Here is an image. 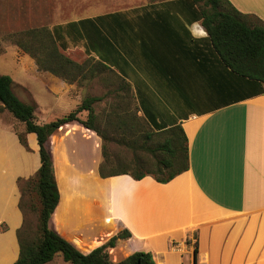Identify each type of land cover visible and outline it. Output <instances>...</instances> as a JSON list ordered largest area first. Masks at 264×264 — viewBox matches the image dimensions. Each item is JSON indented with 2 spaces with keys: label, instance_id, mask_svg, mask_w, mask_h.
I'll list each match as a JSON object with an SVG mask.
<instances>
[{
  "label": "crops",
  "instance_id": "obj_1",
  "mask_svg": "<svg viewBox=\"0 0 264 264\" xmlns=\"http://www.w3.org/2000/svg\"><path fill=\"white\" fill-rule=\"evenodd\" d=\"M168 1L175 4L155 11L157 26L152 31L131 22L138 33L136 41L117 37L118 43L110 49L120 66L136 67L138 82L146 85L136 87L120 73L142 114L167 128L183 126L190 167L167 183L152 176L103 179L108 187L96 202L106 210L102 226L121 224L101 240L127 228L132 237L119 240L111 250L122 242L130 244L123 253L150 249L156 264H264V83L239 76L223 64L194 5L187 0ZM229 1L242 13L264 21V0ZM118 14L96 15L90 25L113 27ZM79 47L102 59L92 46ZM147 99L154 104L142 107ZM168 115L172 121H167ZM70 125L71 133L83 126ZM17 131L0 117V264H14L20 255L18 231L25 214L19 179L30 178L41 166L37 135L27 134L26 148ZM58 179L61 199L50 227L71 237L88 234L92 225L98 230L92 214L77 219L71 203L60 210L63 201L76 193L69 191L68 197ZM54 259L47 264H56Z\"/></svg>",
  "mask_w": 264,
  "mask_h": 264
},
{
  "label": "rangeland",
  "instance_id": "obj_2",
  "mask_svg": "<svg viewBox=\"0 0 264 264\" xmlns=\"http://www.w3.org/2000/svg\"><path fill=\"white\" fill-rule=\"evenodd\" d=\"M171 4L175 3L168 0H0V74L12 77L16 95L25 103L36 107L38 123H49L70 113L87 97H101L94 103V108L98 116L96 125L105 132L106 142L96 132L88 131L82 126V130L70 132L71 135L59 146L65 138L62 137L56 146L59 148L52 154L55 160L53 164L56 163L58 171L57 177L54 165L55 176L56 179L59 178L64 193H76L70 201H63L60 210L71 203L77 219L85 214H92V222L97 223L96 231L92 225L89 233L84 236L81 233L68 236L76 242H79L77 239L81 243H86V240L102 241L99 228L103 227L107 214L105 208L99 207L96 202L104 198L100 192L108 187V183L102 181L105 178L100 175V166L105 160L104 143L112 166L130 168L138 157L145 159L147 165L151 164L155 158L141 146H156L164 140L165 134L159 131V123L154 124L145 117L146 114H142L135 93L126 87L118 74L90 73L85 70L78 75L77 80L71 82L40 70L35 58L26 53L18 42L27 39L26 33L31 30L48 27L57 43L64 49L68 48L63 50L71 59L78 63L90 62V66L97 58L90 56L88 51H83L79 46H92V50L103 62L112 66L119 74L125 73L131 84L145 87L143 82H138L136 67L120 66L116 52L110 47L116 46L114 43H118L117 37L127 39V43H131L130 39L136 41L134 38L138 33L133 31L131 22L138 21L142 27L152 31L157 26L155 11H166ZM111 12L119 13L120 18L117 19L116 16L113 27L99 28L95 24L90 25L93 22L91 17ZM115 31L116 37L113 36ZM120 34L122 35L119 36ZM151 103L154 104V101L147 99L141 106ZM173 104L177 105L179 112L181 107L179 108L178 100L174 99ZM184 110L185 107L182 111ZM87 116V111L79 114L81 120H86ZM0 117L19 132L25 131L21 129L24 123L18 121L8 110H0ZM167 117V121H172L169 115ZM70 124L79 126L81 123L74 121ZM70 124L68 126L72 131ZM148 134L152 135L150 139L147 138ZM60 135L57 133L56 138ZM22 208L27 227L25 235L34 237L40 209V200L35 191L25 193ZM129 246L130 244L122 242L116 251L110 249L112 259L117 261L123 253L122 249ZM54 262L72 264L64 261L62 253L56 254Z\"/></svg>",
  "mask_w": 264,
  "mask_h": 264
},
{
  "label": "trees",
  "instance_id": "obj_3",
  "mask_svg": "<svg viewBox=\"0 0 264 264\" xmlns=\"http://www.w3.org/2000/svg\"><path fill=\"white\" fill-rule=\"evenodd\" d=\"M187 1L197 8L199 20L223 64L239 76L264 83V21L254 15L242 13L229 0ZM251 18H255V22L250 21ZM26 36L27 39L18 43L26 53L35 58L40 70L71 82L77 80L78 75L85 70L90 73L112 72L125 82L122 75L103 60L97 59L89 66L90 62L78 63L71 59L64 53L48 27L33 29ZM100 99L101 97H87L70 113L41 124L36 121V107L22 101L14 92L12 77L0 74V110H8L18 121L25 124V131L17 132L26 148H29L27 134L33 132L37 135L41 158V166L35 176L19 179L21 208L25 193L35 191L40 200V209L34 237H26V224L18 231L20 255L14 264H47L58 253H62L65 261L72 264H156L150 249L122 253L117 261L112 259L109 250L114 249L119 240L132 237L127 228L113 234L106 242L97 240L79 243L49 225L61 199L52 152L61 138L70 133L68 125L74 121H79L86 130L96 132L106 142L105 132L96 125L98 116L94 103ZM83 111L88 112L86 120L79 117ZM158 125L159 131L165 134L164 140L156 146H141L155 158L151 164L147 165L145 159L138 157L134 160L133 167H114L104 143L105 160L100 166V175L103 178L130 175L135 180L152 176L159 182L167 183L187 171L190 167L189 139L183 126L177 124L167 128ZM57 133L61 134L58 138ZM151 137L152 135H147L148 139ZM120 224L121 222H109L101 230V236L112 234L118 230ZM197 251L196 249L195 253Z\"/></svg>",
  "mask_w": 264,
  "mask_h": 264
}]
</instances>
